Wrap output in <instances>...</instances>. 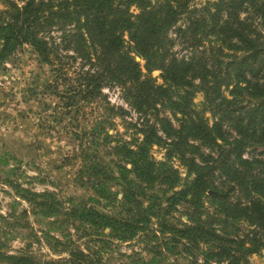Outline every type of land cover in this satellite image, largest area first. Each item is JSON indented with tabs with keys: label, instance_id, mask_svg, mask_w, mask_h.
<instances>
[{
	"label": "trees",
	"instance_id": "16d2710c",
	"mask_svg": "<svg viewBox=\"0 0 264 264\" xmlns=\"http://www.w3.org/2000/svg\"><path fill=\"white\" fill-rule=\"evenodd\" d=\"M193 1L2 0L0 63L26 44L50 64L45 35L58 31L63 48L88 64L75 87L66 86L72 93L65 105L90 102L107 85L122 89L142 116L132 125L141 138L121 144L119 154L130 165L121 167L123 173L144 185L153 180L165 189L178 185L166 198L185 205V221L173 236L192 264H238L264 246V157L244 155L264 151V0H206L200 6ZM174 40L186 54L172 51ZM134 56L143 59L146 74ZM152 70L159 71V84L149 76ZM195 92L202 100L193 112ZM164 110L175 128L159 116ZM151 144L163 145L164 161L151 158ZM170 158L184 169L183 178ZM142 191L136 185L123 194L129 206L118 218L90 209L77 216L126 241L148 230L154 204L143 207L135 199ZM4 234L0 264H34L27 251L3 250ZM61 251L68 264H104L72 243Z\"/></svg>",
	"mask_w": 264,
	"mask_h": 264
},
{
	"label": "rangeland",
	"instance_id": "374dc122",
	"mask_svg": "<svg viewBox=\"0 0 264 264\" xmlns=\"http://www.w3.org/2000/svg\"><path fill=\"white\" fill-rule=\"evenodd\" d=\"M204 1L192 3L200 6ZM45 38L52 48L50 64L42 62L26 44L16 47L0 63L3 250L27 251L34 256V264H68L62 261L67 255L61 250L72 243L89 253L92 260L100 259L104 264H154L153 256L157 264H192L173 236V230L185 221V205L173 204L166 198L178 190V185L165 189L157 180L144 185L130 172L123 173L130 165L119 154L120 147L122 142L130 146L132 139L141 138L132 125L138 126L142 116L127 102L124 91L114 85L102 87L101 95L90 102L66 106V98L72 93L66 86L75 87L81 68L86 69L88 64L74 57L72 49L63 48L65 42L58 31L51 30ZM174 41L172 51L177 56L186 54ZM134 60L146 74L143 59L134 56ZM158 74V70L149 72L157 84L161 82ZM201 100V94L195 92L190 109L198 111ZM163 115L175 128L171 112L164 110L159 116ZM207 116L205 112L204 117ZM105 131L110 139L103 137ZM148 153L154 161H164L163 145L151 144ZM250 154L264 157L260 148L244 155ZM168 163L177 169L180 178L184 177V169L176 158H170ZM136 185L143 191L135 199L143 207L154 204L144 233L123 241L117 232H108L82 215L77 216L87 209L117 218L123 216L129 206L123 205V194L133 191ZM237 262L264 264V246Z\"/></svg>",
	"mask_w": 264,
	"mask_h": 264
}]
</instances>
